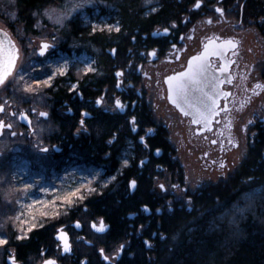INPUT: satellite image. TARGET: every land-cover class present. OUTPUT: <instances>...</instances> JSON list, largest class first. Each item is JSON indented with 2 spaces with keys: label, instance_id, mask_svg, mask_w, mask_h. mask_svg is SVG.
<instances>
[{
  "label": "flooded vegetation",
  "instance_id": "af4514ba",
  "mask_svg": "<svg viewBox=\"0 0 264 264\" xmlns=\"http://www.w3.org/2000/svg\"><path fill=\"white\" fill-rule=\"evenodd\" d=\"M106 14L115 17L100 21L92 32L78 19L69 23L79 34L76 39L68 34L61 40L53 27L50 41L41 39L46 34L35 27L30 34L21 29L15 35L22 63L0 85V120L12 125L0 131V170L11 175L10 184L15 159L22 156L56 175L86 169L102 174L61 216L44 219L27 234L14 226L22 192L1 181L0 238L8 243L0 245V264H127L140 246L151 261L156 242L165 238V215L198 213L214 188H220V197L211 199L215 205H224L229 194L240 197L251 180L241 168L254 151L264 170V0H154L152 5L144 0L132 18L100 10ZM86 30L92 40L83 37ZM209 40L214 41L209 52L222 55H208L207 77L222 83L216 90L218 114L205 126L193 123L194 109L183 99H177L179 107L169 99L167 77L185 71ZM228 40L237 47H216ZM44 43L50 47L41 55ZM225 65L227 70L220 71ZM32 75L37 84L30 89L17 82ZM188 100L199 105L201 94L190 92ZM107 178L111 182L104 183ZM110 195L117 204L132 202L119 220L108 221L91 210ZM37 230L44 234L36 235ZM61 234H66L67 252ZM29 241L41 243L36 250L20 248Z\"/></svg>",
  "mask_w": 264,
  "mask_h": 264
},
{
  "label": "trees",
  "instance_id": "16d2710c",
  "mask_svg": "<svg viewBox=\"0 0 264 264\" xmlns=\"http://www.w3.org/2000/svg\"><path fill=\"white\" fill-rule=\"evenodd\" d=\"M64 1L14 0L7 8L11 16L10 27H13L14 31L18 32L23 29V33L30 34L39 14ZM104 1L114 8L111 12H119L125 18H132L134 12L144 3V0ZM101 10L102 12L107 11L104 8ZM249 12H255V9L250 8ZM78 35L75 28L70 27L69 38L76 39ZM82 35L87 40L93 39L89 30L83 32ZM254 153L249 156L241 168L244 178H251L248 183L250 185L247 184L241 196L248 194L256 187H264V170L262 171L257 163L259 159L257 151ZM236 181L237 178L234 182ZM230 187L233 188L231 180ZM219 189L209 190L211 193L203 203L199 204L203 208L198 213L194 210L191 213L174 210L171 216L165 215V223L163 222L161 226L165 238L156 242L152 252L153 260H148L147 254L140 246L135 257L127 264H264V195L254 211L244 214L240 221L230 222L227 219L231 207L241 196L236 198L235 194H229L226 198L224 196L225 206L222 203L215 205L211 199L215 196L220 197ZM213 193L215 194L212 195ZM99 200V203L96 202L91 206V210L104 216L108 221H112L114 217L119 220L125 208H129L132 204V202L123 201L117 204L113 197ZM115 227L116 224L111 227L112 234ZM35 233L41 235L44 234V230H37ZM40 243L29 241L20 248L36 250Z\"/></svg>",
  "mask_w": 264,
  "mask_h": 264
},
{
  "label": "rangeland",
  "instance_id": "374dc122",
  "mask_svg": "<svg viewBox=\"0 0 264 264\" xmlns=\"http://www.w3.org/2000/svg\"><path fill=\"white\" fill-rule=\"evenodd\" d=\"M13 1L0 0V28L6 30L17 45V41L14 40L16 39L15 35L17 31H14L12 29L13 27H10L11 16L7 10L10 5L9 3ZM153 2L154 0H151L150 3L148 0L145 1L146 5H152ZM77 5L83 6L77 7ZM101 8L107 11H113L114 9L104 0H65L63 3L52 6L50 9L39 14L35 29L39 32H45L46 36L41 39H49L50 41L54 35V32L51 30L53 27L62 37L61 40H65L70 30L69 23L73 22L74 19H78L80 20L79 26L89 27L92 32L94 28L99 26L100 21L115 17L108 16V14L101 16ZM59 54L61 56L66 55L64 53ZM84 60H89L88 55L85 56ZM21 63L22 57L20 56L15 67L19 69ZM34 79L32 75L29 79L17 82L23 83L20 85L22 88L30 89L32 84H37L34 83ZM44 83L47 84L46 81ZM171 134L174 140L176 138L174 132H171ZM182 154L186 155V150ZM20 157L15 159L18 165L12 175L13 179H11L10 184L11 175L3 174V170H0V183L1 181L7 182L9 184L8 187H13L22 192L21 199L18 201L19 205H17L16 214L14 215V226L22 234H27L30 230L37 228L38 225L43 223L44 219L61 216L62 211L67 206L72 204L74 200L82 198L83 195L80 194V190L85 193L92 190L91 184L102 174L101 172L96 175L94 173L93 176L92 172L86 169V173L69 170L65 174L56 175L44 171L39 165L33 167L30 162L22 160L24 157ZM111 180V178H107L104 183H109ZM263 195L264 187L259 186L251 190L248 194L241 196L236 204L231 207L227 220L230 222L240 221L244 217V214L254 211Z\"/></svg>",
  "mask_w": 264,
  "mask_h": 264
},
{
  "label": "snow or ice",
  "instance_id": "6c2138e0",
  "mask_svg": "<svg viewBox=\"0 0 264 264\" xmlns=\"http://www.w3.org/2000/svg\"><path fill=\"white\" fill-rule=\"evenodd\" d=\"M150 3L151 0H148ZM83 5H77V7H82ZM200 3L198 2L196 4V7H199ZM156 9L153 8L152 11H155ZM216 11L222 12V9L217 8ZM109 29H111V26H108ZM95 30V29H93ZM119 31V28L116 29ZM168 29H165V32H167ZM5 39H7V34L4 33ZM7 48L4 47V41H0V85H4L5 80L9 75H11L13 68L15 67L16 60L18 59V50L15 48V45L12 43L11 40L7 41ZM214 44V41L209 40V44L205 45V51L204 53L193 56L191 60L188 62V67L185 71L179 72L176 75L168 76L167 77V83L169 85V99L172 100L173 103H177V99H183L185 103L189 104V107L194 109L193 114V123H201L203 122L205 126H207L208 123H210V118L214 115H217L216 107H217V100L216 97L219 94L216 90L219 88V84L222 83V81L215 80V82H211L208 80L207 73L208 69L211 67L209 63H207V57L210 54L213 55H222L221 51H213L209 52L210 46ZM226 46H231L232 48L237 47V45L232 41H224L220 45H216L217 48L225 49ZM50 47L49 44L44 43L40 49V54L43 55L45 51ZM175 47V45H173ZM152 55H155V53H152ZM200 62V63H197ZM92 70V69H89ZM227 65H225L223 68L220 69V71H226ZM117 75H121V73H117ZM22 79V77H21ZM230 82V81H229ZM211 87L213 91L210 93L208 91H205V88ZM261 85H257V87H260ZM190 92H199L201 94V100L199 105L191 104L188 100L189 93ZM225 96L229 95L228 93H224ZM102 102L101 99L97 100V104H100ZM116 106L118 108H122L123 105L121 104V101L119 99L116 100ZM177 106L180 105L177 103ZM4 111V108L2 105H0V112ZM181 111H184L182 108ZM188 112H185V115H188ZM23 118L27 119V116L25 114H21ZM40 116L46 117L48 114L46 112H40ZM85 115H87L85 113ZM134 122V121H133ZM81 125L84 124V121H80ZM11 124H5L3 120H0V131H2L4 128H11ZM15 135V133H12ZM215 143V141H213ZM41 151L47 152L46 148L41 149ZM143 163V162H141ZM114 179V177H113ZM131 187L136 186V181L132 180L130 182ZM160 187L163 189L164 185H160ZM145 210H147V206H145ZM77 226L79 227V223L77 222ZM93 227H96L94 224ZM105 226L103 224V221L100 223V227L98 228V231H104ZM66 234L61 236V239H64V236ZM8 241L6 239L0 238V245L7 244ZM147 243V241L145 242ZM123 247V246H121ZM70 250V246L67 244L65 240V246L64 251L67 252ZM101 252H103V249H101ZM106 260L109 258L107 256L104 257ZM13 264H15V261H13ZM45 264H55V261L53 260H47L45 261Z\"/></svg>",
  "mask_w": 264,
  "mask_h": 264
},
{
  "label": "water",
  "instance_id": "95a60500",
  "mask_svg": "<svg viewBox=\"0 0 264 264\" xmlns=\"http://www.w3.org/2000/svg\"><path fill=\"white\" fill-rule=\"evenodd\" d=\"M4 33L7 34V39H5ZM8 40H11L12 43L15 45V43H14V41L12 40L11 36L9 35V33H8L6 30L0 28V41H4V47H5V48H7V46H8V44H7V41H8ZM15 48H16V45H15ZM174 104H175V103H174ZM189 115H191V114H189ZM62 235H63V234L60 235V238H59V239H60V243H61V245L64 247V246H65V240H66L67 244H68V241H67V239H66L65 236H64V239H61V236H62Z\"/></svg>",
  "mask_w": 264,
  "mask_h": 264
},
{
  "label": "bare ground",
  "instance_id": "6f19581e",
  "mask_svg": "<svg viewBox=\"0 0 264 264\" xmlns=\"http://www.w3.org/2000/svg\"><path fill=\"white\" fill-rule=\"evenodd\" d=\"M124 129V128H123ZM124 132V131H123ZM150 146V145H149ZM87 147V146H86ZM86 150V149H85ZM88 153V152H87ZM102 155V154H101ZM120 165V164H119ZM118 165V166H119ZM174 165H175V163H174ZM179 166V165H178ZM179 168V167H178ZM113 172V171H112ZM119 174V173H118ZM117 174V175H118ZM172 175V174H171ZM104 176V175H103ZM117 177V176H116ZM178 180V179H177ZM181 181V180H180ZM184 185V184H183ZM258 188V187H257ZM103 194V193H102ZM115 194V193H114ZM107 196V195H106ZM111 196V195H110ZM122 196V195H121ZM111 197H113V196H111ZM94 199H95V197H94ZM113 201V200H112ZM107 202V201H106ZM141 202V201H140ZM106 205V204H105ZM106 209V208H105ZM106 213H109V212H106ZM147 257V256H146ZM139 258V257H138ZM146 259V258H145ZM153 260V259H152ZM129 262V261H128Z\"/></svg>",
  "mask_w": 264,
  "mask_h": 264
}]
</instances>
